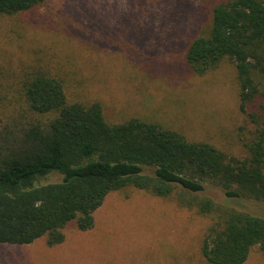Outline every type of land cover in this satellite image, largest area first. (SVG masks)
<instances>
[{
	"label": "rangeland",
	"instance_id": "374dc122",
	"mask_svg": "<svg viewBox=\"0 0 264 264\" xmlns=\"http://www.w3.org/2000/svg\"><path fill=\"white\" fill-rule=\"evenodd\" d=\"M220 0H47L15 17L0 15V134L24 108L27 73L60 77L71 100L99 102L108 122L139 118L209 142L244 159L258 125L240 111L235 66L224 60L204 75L187 51ZM221 207L264 217V203L229 199L208 185ZM95 227L65 229L49 247L0 245V264H208L200 252L207 220L173 201L128 188L110 194ZM245 264H264L254 247Z\"/></svg>",
	"mask_w": 264,
	"mask_h": 264
},
{
	"label": "trees",
	"instance_id": "16d2710c",
	"mask_svg": "<svg viewBox=\"0 0 264 264\" xmlns=\"http://www.w3.org/2000/svg\"><path fill=\"white\" fill-rule=\"evenodd\" d=\"M47 0H0V15L28 13ZM224 60L236 68L240 111L258 125L244 159L190 141L157 123L107 121L99 102L71 100L64 81L44 71L20 83L24 108L0 134V245L49 247L72 223L95 227L107 197L134 188L208 221L200 252L208 264H245L264 255V217L221 207L208 185L232 200L264 203V0H220L187 51L198 75Z\"/></svg>",
	"mask_w": 264,
	"mask_h": 264
}]
</instances>
